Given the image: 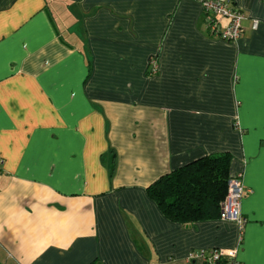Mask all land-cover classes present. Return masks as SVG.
Masks as SVG:
<instances>
[{
	"label": "crops",
	"instance_id": "1",
	"mask_svg": "<svg viewBox=\"0 0 264 264\" xmlns=\"http://www.w3.org/2000/svg\"><path fill=\"white\" fill-rule=\"evenodd\" d=\"M233 1L229 43L198 0H0V264H203L188 258L211 248L264 264V0ZM224 153L242 244L238 224L174 222L147 191Z\"/></svg>",
	"mask_w": 264,
	"mask_h": 264
},
{
	"label": "trees",
	"instance_id": "2",
	"mask_svg": "<svg viewBox=\"0 0 264 264\" xmlns=\"http://www.w3.org/2000/svg\"><path fill=\"white\" fill-rule=\"evenodd\" d=\"M231 162L229 153L205 156L162 176L147 191L174 222L191 225L218 219L228 193Z\"/></svg>",
	"mask_w": 264,
	"mask_h": 264
},
{
	"label": "built area",
	"instance_id": "3",
	"mask_svg": "<svg viewBox=\"0 0 264 264\" xmlns=\"http://www.w3.org/2000/svg\"><path fill=\"white\" fill-rule=\"evenodd\" d=\"M202 6L207 28L213 38L233 43L238 41L245 32L243 22L246 16L233 0H198ZM258 23H254L257 29ZM246 189L243 182V174L230 177L228 193L221 205L220 219L234 222L240 228V244L248 219L242 212L243 200ZM189 261L200 260L203 264H243L239 259V250H225L211 248L200 252L191 253Z\"/></svg>",
	"mask_w": 264,
	"mask_h": 264
}]
</instances>
